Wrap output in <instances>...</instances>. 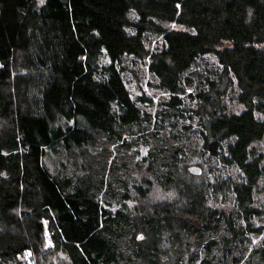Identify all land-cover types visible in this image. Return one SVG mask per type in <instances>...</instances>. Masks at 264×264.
Returning a JSON list of instances; mask_svg holds the SVG:
<instances>
[{
	"label": "trees",
	"instance_id": "obj_1",
	"mask_svg": "<svg viewBox=\"0 0 264 264\" xmlns=\"http://www.w3.org/2000/svg\"><path fill=\"white\" fill-rule=\"evenodd\" d=\"M148 36L160 44L149 49ZM204 56L219 69H197ZM128 59L142 60L167 93L154 113L127 87ZM229 93L241 110L227 111ZM186 98L198 149L170 120ZM97 135L146 150L141 176L119 179L118 199L106 192L113 161L96 179L51 173L44 162L96 149ZM263 139L264 0H0L3 260L53 264L59 252L67 264H161L164 243L187 239L195 251L174 264H264L261 241L245 245L264 238V209L253 206ZM192 164L199 175L182 173ZM215 200L222 208L208 205Z\"/></svg>",
	"mask_w": 264,
	"mask_h": 264
},
{
	"label": "rangeland",
	"instance_id": "obj_2",
	"mask_svg": "<svg viewBox=\"0 0 264 264\" xmlns=\"http://www.w3.org/2000/svg\"><path fill=\"white\" fill-rule=\"evenodd\" d=\"M130 14V17L132 19H135V15L132 13ZM167 26H169L170 28L176 27L174 23H168ZM159 44V38L148 36L146 45L149 47V49H153ZM108 63L109 60L107 59V57L105 55L101 56L100 64L107 65ZM197 63V69L215 68L216 71L219 69L216 61L207 56L201 57ZM124 66L126 67V69L123 71V78L132 95L140 100L138 102L140 110L147 113H154L155 111L159 110L162 107V101L167 98V93L157 88V81L147 71V66L145 65V63L142 60L128 59ZM229 94H227V97L224 98L227 111L236 112L241 110V106L235 100H232V94ZM194 104V100H189L188 98H186L185 104L183 105V108L185 110L183 111L182 116H171L170 120H172L176 124V127L182 131L183 141L185 145L191 148L198 149L200 140L195 134L197 123L190 112V109L194 107ZM134 131L136 132V128H134ZM96 138V149L90 147L89 151L87 152L85 149L82 152L79 151V149H74L69 154H66L63 151L60 153L50 152L45 156L44 162L51 173H56L58 171L65 175H73L77 173V175L81 176L90 175L92 176V179H96L100 177L102 173H108V169H102V167H105L107 162L113 161L116 165L115 171L113 172L111 177L112 186L106 192L109 194L110 192H113L114 198L118 199L121 196L120 194H122L120 193L121 181L119 179L132 181L135 179L136 175L141 176V157L145 155L146 150L141 146L127 148L121 141L109 142L104 135H97ZM255 148L262 156V161L264 163V139L259 143H256ZM168 161L169 159L167 157H164L163 160H160L158 163L159 167H157V172H159L160 174L167 173L169 171V164H167ZM194 166L197 165H186L185 168H183L184 170H182V173H189V169ZM81 168L82 170H80ZM205 179L208 178L205 177ZM210 179L211 177H209V180ZM208 205L212 207V209L222 208V204L219 200L209 202ZM253 206L255 208L264 209V176L258 184V191L255 194V201ZM220 231L221 230H218L214 233L212 232L210 237L216 238L217 234L215 233ZM143 239V237H139L137 238V241L142 242ZM260 241L261 244L264 245V238L262 236H251L250 243H245V245H247V248L250 249L252 245L258 244ZM120 247L121 250H126L129 248V246H127L124 242L120 244ZM163 248L166 252L161 256V264H174L176 259L178 258H182L184 262H187L189 255L195 251L194 245H190V242H187V239L180 245H177L176 242L172 244L164 243ZM176 249H179L181 251L176 252ZM35 260H37V258H33V262ZM49 261H51L53 264H67L65 255L59 252L52 254L49 257ZM11 263L12 262L10 261L3 260V258L0 256V264ZM21 263L25 264V262ZM15 264L19 263L15 262ZM119 264L128 263H123V261H120Z\"/></svg>",
	"mask_w": 264,
	"mask_h": 264
},
{
	"label": "water",
	"instance_id": "obj_3",
	"mask_svg": "<svg viewBox=\"0 0 264 264\" xmlns=\"http://www.w3.org/2000/svg\"><path fill=\"white\" fill-rule=\"evenodd\" d=\"M189 173L191 175H199L201 173V169L198 166H194L189 169Z\"/></svg>",
	"mask_w": 264,
	"mask_h": 264
}]
</instances>
